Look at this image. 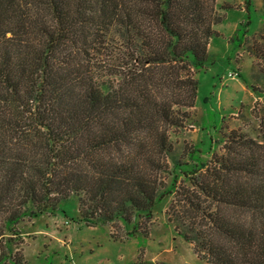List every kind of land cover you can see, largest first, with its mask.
Segmentation results:
<instances>
[{"label": "trees", "instance_id": "1", "mask_svg": "<svg viewBox=\"0 0 264 264\" xmlns=\"http://www.w3.org/2000/svg\"><path fill=\"white\" fill-rule=\"evenodd\" d=\"M213 11L214 0H0V241L70 198L87 226L144 235L133 220L171 198L167 222L205 264H264V109L251 111L260 141L231 131L207 164L173 159L168 186L153 173L150 150L171 152L163 128L182 125L213 59ZM4 246L0 264H23Z\"/></svg>", "mask_w": 264, "mask_h": 264}, {"label": "rangeland", "instance_id": "2", "mask_svg": "<svg viewBox=\"0 0 264 264\" xmlns=\"http://www.w3.org/2000/svg\"><path fill=\"white\" fill-rule=\"evenodd\" d=\"M247 2L214 0L212 16L222 20L212 29L219 36L209 42L212 61L195 74L198 89L194 106L182 111L187 112L180 127L163 128L171 152L166 155L159 149L150 150L151 159L166 168L159 167L153 173L167 186L175 173L173 159L194 167L222 156L224 136L231 131L260 141L258 121L251 111L253 106L264 109V94L257 93L264 91V0ZM223 5L231 8L222 9ZM247 21V32L237 48L230 38ZM170 201L156 202L147 224L143 219L133 220L145 234L128 237L120 223L87 226L79 220L75 199L70 198L54 213L23 219L17 233H7L0 244L6 252L4 245L10 238L11 248L20 254L23 264H205L167 222Z\"/></svg>", "mask_w": 264, "mask_h": 264}, {"label": "crops", "instance_id": "3", "mask_svg": "<svg viewBox=\"0 0 264 264\" xmlns=\"http://www.w3.org/2000/svg\"><path fill=\"white\" fill-rule=\"evenodd\" d=\"M210 44V43H209ZM209 44H208V48H209ZM196 258V257H195Z\"/></svg>", "mask_w": 264, "mask_h": 264}, {"label": "built area", "instance_id": "4", "mask_svg": "<svg viewBox=\"0 0 264 264\" xmlns=\"http://www.w3.org/2000/svg\"><path fill=\"white\" fill-rule=\"evenodd\" d=\"M231 75H232V74H231ZM231 75H230V76H231ZM231 77H232V76H231Z\"/></svg>", "mask_w": 264, "mask_h": 264}]
</instances>
